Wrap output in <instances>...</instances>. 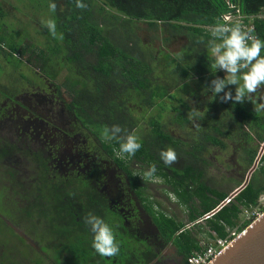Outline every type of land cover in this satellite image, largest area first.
I'll list each match as a JSON object with an SVG mask.
<instances>
[{"label": "trees", "instance_id": "trees-1", "mask_svg": "<svg viewBox=\"0 0 264 264\" xmlns=\"http://www.w3.org/2000/svg\"><path fill=\"white\" fill-rule=\"evenodd\" d=\"M55 2L57 35L48 34L50 43L46 48L12 46L7 63L17 68L25 62L53 85L56 100L66 117L72 119L73 131L95 136L128 173L131 188L150 215L160 243L172 244L181 255L177 264H187V257L203 248L197 233H192L191 227L182 230L183 222L158 209L159 202L147 191L151 179H157L186 207L188 221L193 222L229 194L204 180L206 152L233 144L247 168L252 166L258 145L264 142V112L253 111L247 99L235 104L231 99L223 101L225 91L234 95L235 85H226L220 93L211 92V81L226 74L210 69L207 44L213 39L210 31L216 23H239L243 30L251 29L252 35L264 40V0H83L84 9H77L74 0ZM226 14L232 17L229 21L223 18ZM175 42H179V48L171 51L167 45ZM191 80L193 86L189 85ZM190 87L195 89L192 94ZM7 92L3 88L0 96L12 100ZM249 95L264 96V88ZM166 100L173 103L168 111L163 108L158 116L147 115ZM193 112L198 115L193 116ZM142 119H146L147 126L138 138L141 148L131 157L119 154V144L107 139L104 129L117 124L121 132L116 136L123 137L127 132L134 134ZM174 126L178 132H174ZM253 141L257 146L251 144ZM165 147L176 152L172 165L159 159L158 152ZM10 151L22 160L30 152L23 145L0 138V161L8 158ZM32 155L43 161L40 153ZM259 160L262 166L253 171L233 200L205 220L210 239L224 238L234 229L240 232L249 224L246 220L239 222V218L242 209L258 207L264 196V153ZM150 164L157 171L146 178L143 173ZM5 168L8 172L12 169ZM18 173L13 169L11 175ZM91 199L90 195L81 198L78 220L64 218V223L57 225L59 240L68 248L64 252L66 264H151L158 258L154 244L127 228L120 215L110 211L102 200L94 204ZM90 213L112 227L119 245L115 256L106 258L92 249V234L85 223ZM5 225L2 240L7 238L5 231H11ZM0 247L2 255L5 246ZM5 262L0 259V264Z\"/></svg>", "mask_w": 264, "mask_h": 264}, {"label": "flooded vegetation", "instance_id": "flooded-vegetation-1", "mask_svg": "<svg viewBox=\"0 0 264 264\" xmlns=\"http://www.w3.org/2000/svg\"><path fill=\"white\" fill-rule=\"evenodd\" d=\"M45 82L52 88L49 81ZM55 91L53 87L51 93L45 89L24 92L23 100L5 98L0 105V116L7 111L3 120L9 119L15 130V134L0 138L23 145L30 151L24 159V166L16 168L12 165L9 172L5 171L9 188L8 175L13 169L19 170L17 175L26 193L25 198L14 197L15 201L20 200V207L14 211L24 225L16 221L10 225L18 247L22 249L21 253L12 250L13 264H66L64 252L68 248L61 240L57 244H47L43 231L51 227L58 233L57 225L64 223V218L78 220L81 198L87 195L92 197L90 203L96 204L99 199L110 211H116L127 228L154 244L160 254L161 248L167 244L160 243L150 215L131 188L130 176L114 162L95 136L73 131L72 119L66 117L63 106L56 100ZM33 152L40 153L43 161L35 159ZM7 157L11 162L15 154L10 151ZM82 183L86 189L83 192Z\"/></svg>", "mask_w": 264, "mask_h": 264}, {"label": "rangeland", "instance_id": "rangeland-1", "mask_svg": "<svg viewBox=\"0 0 264 264\" xmlns=\"http://www.w3.org/2000/svg\"><path fill=\"white\" fill-rule=\"evenodd\" d=\"M3 1L4 2L1 7L2 14L0 18L1 59L7 60V58H9V56H7V52L10 51V48L12 46L17 48L21 46L35 45L38 47L46 48L50 43V38L48 37L49 33L47 29L42 25L41 22L46 19L55 20L54 13H51L49 11L48 5L44 6V8L42 7L39 9L36 6H32L34 0ZM44 1L46 2V0ZM8 4L14 6L16 4V7H10L8 6ZM45 4L46 3H44V5ZM18 6L20 7L18 8ZM261 15H264V10L262 11ZM144 34H146V31H144ZM167 46L171 51H176L179 48V42L170 43ZM19 60L20 59L17 58V61ZM156 60H159V58H157ZM2 65L7 68L5 71L3 68L4 73L0 77V86L2 85V88H0V90L5 88V90L8 91L7 93H10V95H12L13 98H16V100H23L22 97H24V94L22 93H29L33 90L42 91L43 89H45V91H47L48 93L52 92L53 86L52 88H49L44 78L37 74L25 62L17 66V68L6 62H3ZM193 84L194 83L192 80L189 81L190 86H193ZM11 85H14L15 87L8 88L11 87ZM194 91L195 89H193V87H190V94H192ZM64 97H66V99L68 100L67 95H64ZM4 101V98L0 96V105H2ZM192 101L193 99L190 98L189 102L191 106L194 104L191 103ZM172 104V101L166 100L161 105H156L154 108L149 110L147 112V115L149 114L158 116L159 114H162L163 108L168 111ZM54 107H57V105L54 104ZM3 113L4 116H0V118L2 117V120L8 115V112L5 110L3 111ZM165 116L166 115H164V117ZM12 125L13 124L9 122V119H4L0 124V136L15 134V130ZM146 126V119H142L139 127L136 129L133 135L137 136V138L141 137L140 135H142L143 130L146 128ZM173 130L174 132H178L175 126L173 127ZM251 144L253 146H257V142L255 141L251 142ZM261 145L262 143L258 145V153ZM261 155L258 158L255 169H258L260 166H262V163L259 160ZM204 157L206 159V163L202 166V169L204 170V180L211 187L222 189L228 191L229 193L233 192L237 188V185L244 181L247 171L249 170L246 166V163H244L240 156V151H238L233 144L228 145L227 148L223 150L218 147H214L210 152H206L204 154ZM14 158V160H11V163L13 162L12 165L16 168L25 165L24 160L18 157L17 153L15 154ZM2 163L4 164V166L10 165L5 167L12 168V165L8 160ZM4 166L0 164V236L4 233V230L2 229H5V227L2 225L6 224L10 226L13 221H16L22 226L24 225L22 218L16 214V211H14L15 208L20 207V200L15 201L14 197L17 196L25 198L26 196V193L24 191L25 187L17 174L12 176L7 172V174H9L7 184L9 185L10 189L6 186L5 171H7V169ZM150 183L151 184L149 185V189L147 192L149 193V195H151L152 199H155L159 202V205H157L158 209L179 219L181 222H183L184 225L188 223V210L184 205L178 202L176 196L171 191H169L168 188L161 186L160 183H158L157 179H151ZM243 210L244 209H242V212L240 214L239 222L244 221L246 214H250V211H257L256 208L247 209V213H245ZM191 228L192 233L207 231V225L205 221H202L197 225L192 226ZM17 229L21 228L18 227ZM5 233H7V238H5L4 240L0 239V245L5 246L3 247L5 253L2 255L0 254V259L4 262L6 261L5 264H13L12 250H18L16 252L21 253L22 251L20 250L22 249L18 247V240L15 238V235L11 231L9 232L8 230L7 232L5 231ZM43 237L46 243L50 245L57 244V242H59L58 233L51 227H48L45 231H43ZM202 242L209 243L211 241L204 240ZM180 261L181 255L176 253L175 247L169 243L164 249L161 248V253L159 254L157 260H155L151 264H177Z\"/></svg>", "mask_w": 264, "mask_h": 264}, {"label": "clouds", "instance_id": "clouds-1", "mask_svg": "<svg viewBox=\"0 0 264 264\" xmlns=\"http://www.w3.org/2000/svg\"><path fill=\"white\" fill-rule=\"evenodd\" d=\"M74 2L77 9L86 7L83 0H74ZM56 8L55 0H49V11L55 13ZM41 23L53 37L57 35L54 19H46ZM251 31V29L243 30L239 23L231 26L216 23L211 27L210 35L213 39L207 44V55L211 60L210 69L214 71L219 69L226 74L224 78L211 81V92L220 93L226 85H235L234 95L225 91L222 100L231 99L235 104L247 99L252 103L253 111L261 113L264 112V96L253 97L249 94L264 88V54H262L264 40L252 35ZM180 55L177 54L178 57ZM244 69L246 71H242ZM196 115L198 113L193 112V116ZM120 132L121 127L117 124L104 129L106 138L116 140L119 144V154H127L131 157L141 148V144L137 136L128 132L123 137L116 136ZM158 156L165 165H172L177 159L176 152L171 147L159 150ZM156 171V166L150 164L143 175L152 178ZM85 223L92 234L91 247L98 255L113 257L119 252L113 229L103 218L90 213L86 216Z\"/></svg>", "mask_w": 264, "mask_h": 264}, {"label": "water", "instance_id": "water-1", "mask_svg": "<svg viewBox=\"0 0 264 264\" xmlns=\"http://www.w3.org/2000/svg\"><path fill=\"white\" fill-rule=\"evenodd\" d=\"M264 151V142L242 184L234 190L237 194L249 181L259 156ZM208 264H264V212L247 225Z\"/></svg>", "mask_w": 264, "mask_h": 264}, {"label": "built area", "instance_id": "built-area-1", "mask_svg": "<svg viewBox=\"0 0 264 264\" xmlns=\"http://www.w3.org/2000/svg\"><path fill=\"white\" fill-rule=\"evenodd\" d=\"M230 7H234L233 5ZM225 21L230 20L232 17L230 14H226L223 16ZM236 194L233 192L229 193L227 196H225L211 211H208L204 214H202L200 217H198L193 222H188L184 225L183 229L190 228L194 226L195 224H198L202 221H205L206 219L210 218L215 212H217L219 209H221L224 205L230 203L234 196ZM260 204L258 207H255L257 209L256 212L250 211V214H246L244 221H248L249 224L254 221L256 218L260 217L262 213L264 212V196L260 198ZM248 208L244 209L243 211L247 213ZM254 209V208H252ZM248 224V225H249ZM180 230V231H182ZM239 232H237L235 229L230 231L228 235L224 238L217 237L213 239L211 242L205 244L203 248L199 251L192 252L187 257V264H208L212 259L222 250L224 249L237 235Z\"/></svg>", "mask_w": 264, "mask_h": 264}, {"label": "crops", "instance_id": "crops-1", "mask_svg": "<svg viewBox=\"0 0 264 264\" xmlns=\"http://www.w3.org/2000/svg\"><path fill=\"white\" fill-rule=\"evenodd\" d=\"M3 0H0V18H1V14H2V10H1V7H2V5H3ZM46 2H47V0H46ZM44 0H34V2H33V4H32V6H36L37 8H42L43 7V5H44V3H46ZM8 6H12V7H16V4H15V6L14 5H10V4H8ZM20 6H18V8H19ZM27 11V10H26ZM3 26V25H2ZM11 28V27H10ZM3 62H6L7 63V61H6V59H1V55H0V77L2 76V74L4 73V71L6 70V68L7 67H5V66H3L2 65V63ZM3 68H4V71H3ZM209 231H208V227H207V231H202V232H197V238H198V240H199V242H200V244H202V245H204V244H206V243H208V242H202V241H204V240H209V241H212L213 239H210L209 238ZM212 233V232H211ZM214 234V233H213ZM176 249V248H175ZM176 253H177V251H176Z\"/></svg>", "mask_w": 264, "mask_h": 264}]
</instances>
